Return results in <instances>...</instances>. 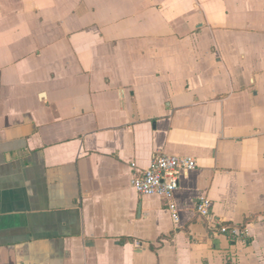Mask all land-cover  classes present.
<instances>
[{
	"label": "crops",
	"instance_id": "crops-1",
	"mask_svg": "<svg viewBox=\"0 0 264 264\" xmlns=\"http://www.w3.org/2000/svg\"><path fill=\"white\" fill-rule=\"evenodd\" d=\"M0 264H264V0H0Z\"/></svg>",
	"mask_w": 264,
	"mask_h": 264
},
{
	"label": "built area",
	"instance_id": "built-area-1",
	"mask_svg": "<svg viewBox=\"0 0 264 264\" xmlns=\"http://www.w3.org/2000/svg\"><path fill=\"white\" fill-rule=\"evenodd\" d=\"M196 168V161L191 157H176L165 153H155L147 169L132 176L131 186L140 196H156L166 202V207L174 222L177 221L173 197L179 188L180 179ZM197 215L205 221L211 220L209 201L200 199L196 205ZM213 220V219H212ZM211 228L222 235L235 239H244L246 233L234 226L219 221H210Z\"/></svg>",
	"mask_w": 264,
	"mask_h": 264
}]
</instances>
